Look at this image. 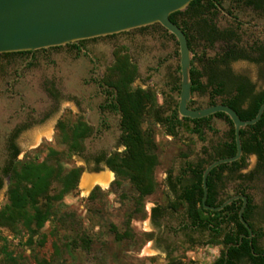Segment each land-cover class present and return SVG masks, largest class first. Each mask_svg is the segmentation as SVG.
<instances>
[{
  "label": "rangeland",
  "instance_id": "374dc122",
  "mask_svg": "<svg viewBox=\"0 0 264 264\" xmlns=\"http://www.w3.org/2000/svg\"><path fill=\"white\" fill-rule=\"evenodd\" d=\"M225 6L230 7L228 2ZM235 13L244 21L242 27L236 29L239 45L264 44V16L245 8ZM249 22L251 24L246 25ZM217 24L222 28L233 26L223 15L217 16ZM89 48L100 58L102 67L107 64L100 70L102 81H117L118 75L112 67L116 64L117 54H126L136 67L130 91L140 89L151 94L143 107L141 122L142 129L149 130L156 145L157 166L153 186L143 193L132 182L131 176L115 175L106 161L96 163L95 157L101 153L106 152L110 157L122 155L125 151L122 116L105 113L107 126L99 132L94 131L102 117L97 105L103 99L95 86L85 80L89 66L84 57L73 56L68 50L54 52L50 60L41 56L14 85L12 92L3 90L10 80L11 68L7 67L2 75L0 71V77L4 75L6 79L0 78V109L5 115L4 121L0 122L2 165L8 159V143L12 138L20 149L18 168L24 162L48 161L49 165L61 168L63 174L77 168L83 172L74 190L63 195L60 201L51 202V216L43 229L34 233L23 226L14 229L0 227V264H168L176 259L210 264L218 253L215 244L186 246L180 240L170 252H165V244L159 237L167 231L166 224L164 221L153 224L150 214L154 206H161L168 209L167 226L175 224L184 207L166 184L168 174H179L187 161H196L199 157L207 159L202 150L223 140L228 125L223 119L213 118L211 125L215 132L205 129L201 138L184 128H178L177 136H169L165 127L156 123L154 108L160 107L161 115L167 112L168 116L169 110L176 109L178 103V92H172V96L169 94V77H175L178 85L181 78L177 43L160 30L151 29L131 37L102 40L90 44ZM222 49L221 44L209 47L203 42L193 41L195 68L201 71V60L214 58ZM159 57H165L160 69H149ZM231 69L235 74L249 78L256 92L264 91V64L241 61L232 64ZM166 75L167 88L164 86ZM51 77L58 86L55 100L48 98L42 85ZM149 78L154 83H148ZM203 82L206 83L205 78ZM216 102L220 103L221 98ZM192 105L196 108L209 106L210 95L194 93ZM78 122L87 124L92 131L81 143L82 151L74 153L71 148L72 129ZM51 152L56 156H51ZM256 163V157H250L246 172L254 170ZM110 172L114 176L107 187L95 185L90 191L83 188L86 176ZM260 173L263 174L256 176L252 183V192L258 197L264 195V170ZM4 183L0 189V210L9 204L10 181L5 179ZM234 184L226 180L225 191H230ZM61 191L60 181H54L50 197Z\"/></svg>",
  "mask_w": 264,
  "mask_h": 264
},
{
  "label": "trees",
  "instance_id": "16d2710c",
  "mask_svg": "<svg viewBox=\"0 0 264 264\" xmlns=\"http://www.w3.org/2000/svg\"><path fill=\"white\" fill-rule=\"evenodd\" d=\"M223 0H195L183 12H177L170 16V20L178 25L186 34L189 47L193 53V41H204L207 46L212 47L217 41H222L227 47L225 55L221 58L201 60L206 68H211V76L207 83L203 82L204 72L194 67L192 60V92L201 95L209 94L210 105L219 104L217 98H221V103L230 106L238 112L242 120H252L256 117L261 105L264 103V92L253 95L254 86L246 79H235L230 71L220 70L217 65H228L232 60L250 59L244 50H238L239 36L232 29L219 31L214 24L218 10L216 3L221 4ZM240 4L251 7L264 14V0H236ZM174 39L173 36H171ZM262 57L256 59V62H264V46L260 48ZM112 70L118 75L116 82H105L108 86L116 90V105L114 108L119 110L122 116L121 126L123 131V145L125 151L122 155L115 154L110 156L106 163L115 175L131 176L132 182L143 193L153 186V175L157 166L156 145L152 134L149 130L142 129L141 116L143 107L146 105L150 97V93L137 89L130 91L129 85L134 81L136 75V67L130 61V57L126 54L118 55L115 66ZM179 82V81H178ZM176 92H180V85L175 88ZM249 102L248 107H244ZM193 103V101L191 102ZM153 116L157 124L164 125L166 119L158 113L157 108L153 110ZM213 118L224 119L231 127L229 140L224 144L218 153L217 159L230 158L236 155L237 145L235 140V129L231 120L223 113L200 120L181 119L178 115L177 106L170 117H167V133L171 136H177V129L186 127V129L199 137H203L204 130L215 132L211 125ZM189 124L195 125V129L190 130ZM89 126L83 122H78L72 129V150L74 153L82 151L83 140L91 134ZM243 156L238 162L232 164H224L214 169L208 178L209 196L207 204L216 207V180L221 176H216L224 170L233 168L238 172L245 169L250 156L256 155L260 163L264 162V115L262 119L253 126L246 127L241 131ZM12 162L4 170V175L9 177V204L0 210V227H8L14 229L23 226L29 232L39 231L51 216V202L60 201L63 195L74 190L83 169H73L63 174L61 168H56L48 164V161L37 163L34 161L24 162L20 168L17 166L16 158L19 151L13 147ZM51 156H56L55 152H51ZM204 162L195 169L189 167V171L193 174L192 186L187 188L177 197V202L183 205L184 210L189 219L187 227L215 232L217 229V215L219 213L207 211L202 205L204 196L203 189V173L205 168L213 161ZM59 176H64L59 178ZM184 177V176H183ZM245 178L246 176H241ZM249 177V176H247ZM54 181H60L62 191L60 194L50 197L51 185ZM2 180L0 176V187ZM167 186L169 190L178 193L177 183L172 180V176L167 177ZM228 210V208L226 209ZM226 210L222 211L225 212ZM230 208L229 223L238 226L242 231L245 228L239 220V208ZM163 210L156 207L152 210L155 220L162 216ZM221 213V212H220ZM246 219V214L244 215ZM33 228L35 230H33ZM214 240H211L213 243ZM226 243H240V235L235 237L229 236ZM229 255L236 258L243 253H250L251 246L248 240H243L239 246L228 249ZM170 264H180L178 261Z\"/></svg>",
  "mask_w": 264,
  "mask_h": 264
},
{
  "label": "flooded vegetation",
  "instance_id": "af4514ba",
  "mask_svg": "<svg viewBox=\"0 0 264 264\" xmlns=\"http://www.w3.org/2000/svg\"><path fill=\"white\" fill-rule=\"evenodd\" d=\"M226 2L229 3L230 7L225 6ZM216 7L218 10L217 16L223 15L233 24L231 28H222L217 24V16H216V18L214 19V24L216 25L217 29L221 32L226 31L228 29H232L236 32V29H239L242 27V25L244 24V21H242L240 17L235 13V11L240 8L249 9L253 13H257V14L264 16V14H262L260 11H257L251 7H246L240 4L239 2H237L236 0H223L221 4L216 3ZM250 24L251 22L247 23L246 25H250ZM151 29L160 30L162 33L166 34V36L167 35L169 37L172 36L163 27H161L158 24H155V25L135 29L129 32L116 34V35L83 40V41H80L78 44H68L65 46L51 47L48 49H41L37 51L0 54V71L2 72L1 75L4 73L7 67L11 68V72L8 75L10 77V80H8L7 82L6 89L4 88L3 90L12 92L14 90V85L18 83L24 77L28 69L36 65V63L38 62L41 56L43 58H47L48 60H50L52 58V54L60 50H68L70 51V54H72L73 56H80V57L82 56L86 59V61H88V66H89L85 80L89 84H93L95 86V88L97 89L98 95L103 99V101L98 103L97 105L98 112L99 114H101L102 117L100 118L98 125L94 126V131L99 132L102 127L107 126V120L104 119L105 113L107 112L112 113V114H121V113L119 110H116L114 108V106L117 104L115 100L116 90L113 87L108 86L104 81H102V78L100 76L101 75L100 70L103 67L106 68L107 64H104L103 67L100 65V62H101L100 58L92 52V50L89 48V45L102 41V40L104 41L108 39L118 38L121 36L131 37L136 34H144L145 32ZM173 40H175V38ZM200 42H203L204 44H206L204 41H200ZM217 44H221L223 46V49L221 50V52L218 53L214 58H209L205 60L217 59V58L219 59L225 55V52L227 51L226 50L227 47L225 43L222 41H217L213 46ZM262 46H264V44L261 42L254 43L246 47H241L238 44V47H237L238 50H244L246 54L250 56L252 60L250 59L249 60L248 59L232 60L230 61L228 65L220 64V65H217L216 68L219 69V71L228 70L230 71V74L232 75L233 78L235 79L246 78L252 84L250 79L247 78L246 76L235 74L231 69V65L237 62H241V61L252 62L256 64H264V62L262 61L256 62V59H260L262 57V52L260 51V48ZM116 48H117V45L114 46L113 50H115ZM164 59L165 57H159L157 59L155 58V61L153 63L154 66L150 65L149 69L159 70L162 65L161 62ZM201 71L204 72L203 78L206 79V83H207L213 71H211V68H206L204 63H202ZM0 78L6 80L4 75L1 76ZM147 82L148 83L153 82L152 78H149ZM164 84H165L164 86L167 88V75L165 76ZM42 85H43L44 93L48 96V98L55 100L57 97V93H58V86H57L56 80L53 77H51L50 79H45ZM168 86L170 87L169 94H171V96H172V92L177 93L175 91V88L178 87V81L175 77L173 76L169 77ZM261 92H264V91H261ZM261 92H256L254 88L253 95L259 94ZM13 95H15V93ZM19 96H22V95L19 94ZM165 96H167V93H165ZM22 100H23L22 97H20V101ZM210 103H211V99H210ZM165 104H167V98L165 99ZM248 105H249V102H247L244 107L246 108L248 107ZM190 106L193 108H196L192 105V103H190ZM177 107H178V103H177ZM160 109L161 108L158 107L157 111L159 114H162ZM174 110L170 109L169 110L170 114L168 116H167V112L164 115H162L166 119V123L163 125L165 127L166 132L168 129L167 117H170ZM4 116L5 115L0 109V122L4 121ZM225 123L228 125L229 129L225 132V136L223 140L219 141L217 144H212L209 148H205L202 150V153L208 156L207 159L203 157H199L196 161H187L186 163H183V166L179 170V174H177L176 176H174L172 173L168 174V176L171 175L172 180L175 183H177L178 193H174L173 191L170 190V192L173 194L176 200L180 194H182L187 188H190L192 186L193 174L191 173V171H189V167L192 166V168L195 169L198 165L204 162H210L213 158L217 159L218 153L221 151L224 144L228 142L231 127L226 121ZM192 125L193 124L188 125V128L190 130L195 129V125L193 126ZM182 128H184L187 132H189L186 129V127H182ZM13 147H15V149L19 151V155H20V149L17 147L14 141H12V138H11V140L8 143V150H7L8 159L6 160L4 165H2V163L0 162V176L2 180V185L0 189L4 186L5 179L9 180V177H6V175H4V170L10 165V163L13 160L12 158V154L14 153ZM252 156H255L257 159V163H256L254 170L246 172V168H245V169H242L236 172L233 170V168H230L216 175V176H221V177L220 179L216 180V202H215V204L217 205L216 207H220L221 205H223L225 202H227L230 199H233L239 196L247 197L248 203L243 213V217L246 214V219L244 218V220L246 221L249 228L251 229V233L249 229L241 222L240 216H239V220L241 224L243 225V227L245 228V231H242L235 224L229 223V218L231 215L230 208L234 209L233 213L236 209L239 208L238 215L240 214V211L244 205V201L241 198L236 199L230 205H227L223 210L216 212L219 214L217 215L218 226L215 232H211L208 230L203 231V230L194 228L193 226H190V225L189 227H187V225L189 224V219H188V216L185 210L183 211V214L179 218L176 219L175 224L172 223L169 226H167L169 223V221L167 220L168 209L162 208L161 206H154L151 209V214H150L153 224H160L162 221H164L166 224L165 228L167 229V231L164 232L163 235L159 237L160 241H162L165 244V249H164L165 252H170L173 246H175V244H178L181 241H183L184 243L182 244L186 246L187 245L202 246V245H205V243H207L206 245L215 244L214 247L217 248L218 250L217 256L213 257L212 262H210V264H264V197H263L264 195H262L261 197L259 196L260 199H258L259 198L258 195L252 192L254 190L252 188V183L255 180L256 176H260L263 174V173H260V171L264 170V162L260 163L256 155H252ZM18 157L16 158V161L18 160ZM108 157L109 156L106 154V152H104L96 156L95 161L96 163L101 164L102 162L107 161ZM241 176H246V177L242 178ZM226 180H230L235 183L233 187L231 188V190L228 192L225 191L224 189V186L226 185ZM166 184H167V178H166ZM156 207H159L163 210L162 216L157 220L153 218V214H152V210ZM227 208L228 210H226ZM224 210L226 211L222 212ZM236 235H240V243L238 245L235 243H228V244L226 243V240L229 236L235 237ZM244 239L249 241V244L251 246V252L249 254L243 253L236 258L232 257V255H229L228 249L234 246H239L240 244L243 243ZM211 240H214V242L211 243ZM174 261H178L180 262V264H195L192 261H190L189 263H186L181 259H176L171 262H174ZM171 262H169L168 264H170Z\"/></svg>",
  "mask_w": 264,
  "mask_h": 264
},
{
  "label": "water",
  "instance_id": "95a60500",
  "mask_svg": "<svg viewBox=\"0 0 264 264\" xmlns=\"http://www.w3.org/2000/svg\"><path fill=\"white\" fill-rule=\"evenodd\" d=\"M193 1L195 0H0V54L78 44L83 40L116 35L155 24L163 27L175 38L178 46L181 74L177 107L179 117L200 120L223 113L231 120L235 129L236 155L219 159L205 168L202 205L207 211L218 212L241 198L244 205L239 214L240 220L251 233L243 217L247 197L230 199L220 207L209 206L208 178L215 168L242 158L241 131L256 125L262 119L264 103L252 120H242L236 110L220 103L202 108L190 106L193 99V53L186 34L170 20V16L185 11Z\"/></svg>",
  "mask_w": 264,
  "mask_h": 264
},
{
  "label": "bare ground",
  "instance_id": "6f19581e",
  "mask_svg": "<svg viewBox=\"0 0 264 264\" xmlns=\"http://www.w3.org/2000/svg\"><path fill=\"white\" fill-rule=\"evenodd\" d=\"M111 174H101L99 176H86L83 180L82 186L86 191H90L95 185L107 187L111 182Z\"/></svg>",
  "mask_w": 264,
  "mask_h": 264
},
{
  "label": "crops",
  "instance_id": "0c3cea01",
  "mask_svg": "<svg viewBox=\"0 0 264 264\" xmlns=\"http://www.w3.org/2000/svg\"><path fill=\"white\" fill-rule=\"evenodd\" d=\"M226 131H227V130H226ZM101 174H104V173H101ZM107 174H108V173H107ZM110 174H112V176H114L113 173L110 172ZM94 175H97V174H94Z\"/></svg>",
  "mask_w": 264,
  "mask_h": 264
}]
</instances>
